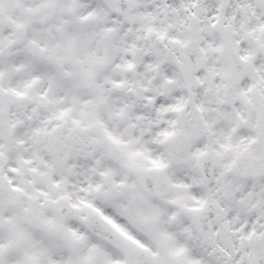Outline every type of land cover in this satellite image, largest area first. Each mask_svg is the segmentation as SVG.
<instances>
[{"label": "snow or ice", "instance_id": "obj_1", "mask_svg": "<svg viewBox=\"0 0 264 264\" xmlns=\"http://www.w3.org/2000/svg\"><path fill=\"white\" fill-rule=\"evenodd\" d=\"M0 264H264V0H0Z\"/></svg>", "mask_w": 264, "mask_h": 264}]
</instances>
